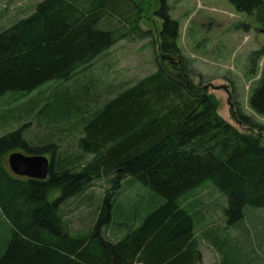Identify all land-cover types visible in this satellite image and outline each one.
<instances>
[{
	"label": "trees",
	"instance_id": "trees-1",
	"mask_svg": "<svg viewBox=\"0 0 264 264\" xmlns=\"http://www.w3.org/2000/svg\"><path fill=\"white\" fill-rule=\"evenodd\" d=\"M228 1L264 26V0ZM161 2L156 14L165 21L164 52L183 59L175 43L179 24L170 18L166 0ZM134 22L133 0H42L31 13L0 28V98L9 93L26 98L48 83L70 81L136 35L137 26L130 27ZM241 27L249 30V25ZM263 59L264 46L251 53L252 75ZM187 68L184 64L182 70L189 73ZM182 70L175 76L160 67L114 98L116 90L107 92L109 100L97 108L104 92L94 91L92 84L55 96L44 124L52 128L78 118L84 129L80 147L94 155L82 170L72 167L71 158L56 159L57 145L35 148L25 138L39 104L22 128L0 137V210L10 224L0 245V264H195L200 245L194 215L204 216L209 208L192 213L201 201L186 208L184 198L211 182L228 198V226L244 218L247 206L264 209V124L256 119L264 118V66L249 98L253 114L237 97L231 110L240 125L258 136L220 116L217 99L207 89L191 90ZM21 150L29 155L53 151L47 180L12 173L8 157ZM103 177H113L116 185L106 190L98 216L71 228L69 203L90 204L85 194ZM122 179L136 180L158 196L147 216L130 220L126 232L124 223L114 222ZM55 191L61 195L50 200ZM125 210L119 212L125 216ZM110 232L121 237L107 238ZM260 243L263 248L264 236ZM236 256L229 250L225 264H236ZM246 256L256 257L250 251Z\"/></svg>",
	"mask_w": 264,
	"mask_h": 264
},
{
	"label": "rangeland",
	"instance_id": "rangeland-1",
	"mask_svg": "<svg viewBox=\"0 0 264 264\" xmlns=\"http://www.w3.org/2000/svg\"><path fill=\"white\" fill-rule=\"evenodd\" d=\"M41 1L0 0V28L31 13ZM133 3L138 22L130 27L137 26L136 35L118 43L110 52L97 58L89 68L79 72L68 82L48 83L26 98H18L11 93L0 98V137L22 128L29 121L31 108L39 104L37 115L32 118L30 116L32 125L26 131L25 138L35 148L57 145L58 149L54 154L56 159L71 158L72 167L82 170L83 163L91 162L94 155L85 153L80 147L84 129L78 118L73 117L70 121L61 122L52 128L44 124L45 118L50 115L49 104L55 96L69 90H85L86 87L90 89L92 84L94 91L104 92L97 103L99 106L95 107L97 108L109 100L111 95L107 92L116 90L113 97H110L114 98L122 88L155 73L160 67L168 72L172 71L176 76L184 64L189 73H185L183 69V77L191 90L207 89L208 94L213 95L219 102L220 116L241 132L259 135L257 131H249L247 127L240 125L231 110L237 97L244 111L249 115L253 114L249 108V98L258 87L264 59L258 63L257 73L252 75L249 58L254 50L264 46V26L259 25L253 17L237 12L228 0H166L170 7V18L179 24L175 43L183 57L180 59L164 52L162 35L165 21L156 14L162 6L161 0H133ZM241 25H249V30ZM167 40L171 41L169 38ZM170 59L175 63V68L171 67ZM256 119L264 124V118ZM57 131L61 132L62 138L53 135ZM260 138L264 142V136L261 135ZM21 152L29 155L24 150ZM52 153L50 150L43 154L51 158ZM3 161L7 166L6 159ZM114 181L113 177L94 181L85 194L90 206L82 209L84 214L79 211L83 216L79 217L78 213L76 224L94 213L98 216L105 192L114 188ZM199 189L195 191V194L199 191L196 198L188 196L182 203L189 206L201 199L207 200L196 206L195 210L189 208L192 213L209 208L204 213L205 217L194 215L199 249L205 255V264L227 263L229 250L238 254L236 264H264V247L259 246L264 236V209L247 206L244 218L237 224L228 226L224 213L228 206L227 196L211 182L205 183ZM117 193L119 206L114 212V222L124 223L123 232L127 231L131 221H142L156 205L158 197L149 187L131 179H122L121 189ZM60 195V191H55L49 199L54 200ZM120 207L126 209L125 216L119 212ZM127 219L128 223H125ZM1 226L3 231H0V245L4 242L3 238L10 233V224L2 215ZM210 248L214 253L207 252ZM249 251L256 257L249 259L246 256ZM254 259L256 262H253Z\"/></svg>",
	"mask_w": 264,
	"mask_h": 264
},
{
	"label": "water",
	"instance_id": "water-1",
	"mask_svg": "<svg viewBox=\"0 0 264 264\" xmlns=\"http://www.w3.org/2000/svg\"><path fill=\"white\" fill-rule=\"evenodd\" d=\"M173 62V60H169ZM8 164L14 175L36 181H45L49 178L51 160L44 155H25L14 152L8 158Z\"/></svg>",
	"mask_w": 264,
	"mask_h": 264
},
{
	"label": "crops",
	"instance_id": "crops-1",
	"mask_svg": "<svg viewBox=\"0 0 264 264\" xmlns=\"http://www.w3.org/2000/svg\"><path fill=\"white\" fill-rule=\"evenodd\" d=\"M13 22V21H12ZM12 22H10L9 23V25L12 23ZM9 25H7V26H9ZM1 28H3V26H1ZM26 133V132H25ZM199 192V191H198ZM198 192L194 195V197L196 198L199 194H198ZM201 201V202H200ZM200 201H196V202H200L199 204H202V203H204V202H207V200H206V198L205 199H201ZM196 202H193L192 204H190L189 206L187 205V206H185V207H191V206H193V204H195ZM118 205H119V200H118V203H117ZM198 204V205H199ZM198 205H196V206H198ZM89 207L90 206V204H88V202H86V201H84V203H83V200H78V201H71L70 203H69V205H68V207H67V211L69 212V213H67L68 214V216H67V218H70L71 220H72V223H70L71 224V228H73V227H76V221H75V219L78 217L77 215H78V213H79V211H82V209L84 208V207ZM204 209H206V208H204ZM204 209H202V210H204ZM83 212V214L85 213L84 211H82ZM208 211H205L204 213H207ZM81 214V215H80ZM83 214L82 213H79V217L80 216H83ZM0 215H2V212H1V210H0ZM3 216V215H2ZM96 221V220H95ZM95 223V222H94ZM93 223V224H94ZM2 224V223H1ZM95 225V224H94ZM92 228H93V225H92ZM92 230V229H91ZM0 231H3V227L1 226L0 227ZM113 234V235H112ZM109 235L111 236V237H113V238H111V239H113V240H116V239H119L120 237H121V234H118V233H116L115 232V235H114V232L112 233V232H110V233H108L107 234V238L109 237ZM123 235V234H122ZM262 241V240H261ZM262 245V243H260V245L259 246H261ZM207 252L209 253V254H211V253H214V250L213 249H208L207 250ZM205 255L202 253V252H200L199 253V256L196 258V262H195V264H205ZM225 264V263H224Z\"/></svg>",
	"mask_w": 264,
	"mask_h": 264
},
{
	"label": "flooded vegetation",
	"instance_id": "flooded-vegetation-1",
	"mask_svg": "<svg viewBox=\"0 0 264 264\" xmlns=\"http://www.w3.org/2000/svg\"><path fill=\"white\" fill-rule=\"evenodd\" d=\"M170 64H171V67L175 68L176 65L174 62H170Z\"/></svg>",
	"mask_w": 264,
	"mask_h": 264
}]
</instances>
